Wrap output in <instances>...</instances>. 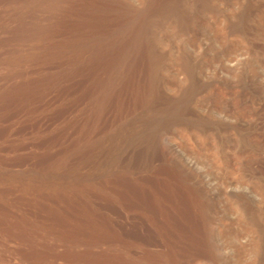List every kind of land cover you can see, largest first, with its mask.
Wrapping results in <instances>:
<instances>
[{"label":"bare ground","instance_id":"6f19581e","mask_svg":"<svg viewBox=\"0 0 264 264\" xmlns=\"http://www.w3.org/2000/svg\"><path fill=\"white\" fill-rule=\"evenodd\" d=\"M210 1L0 0V264H159L163 253L137 254L111 217L154 176L204 216L208 192L158 137L200 120L193 99L207 84L182 56L185 83L166 94L155 33L193 31ZM158 157L171 164L161 176Z\"/></svg>","mask_w":264,"mask_h":264},{"label":"rangeland","instance_id":"374dc122","mask_svg":"<svg viewBox=\"0 0 264 264\" xmlns=\"http://www.w3.org/2000/svg\"><path fill=\"white\" fill-rule=\"evenodd\" d=\"M210 2L213 11L195 17L193 31L179 32L166 25L155 33L157 49L166 54L160 80L166 94H177L185 83L179 67L182 56L196 64V76L207 84L192 103L200 120L172 126L159 135L158 143L169 160L181 163L208 192L210 207L200 216L172 178L159 181L154 176L137 182L123 200L124 211L111 216L118 234L133 243L137 254L163 253L159 264L263 261L264 0ZM242 16L247 18V32L238 25ZM33 132L21 139L36 136ZM153 163L160 176L171 166L159 157ZM156 194L166 204L161 206L165 220L153 203ZM240 196H247L253 207L242 205Z\"/></svg>","mask_w":264,"mask_h":264}]
</instances>
